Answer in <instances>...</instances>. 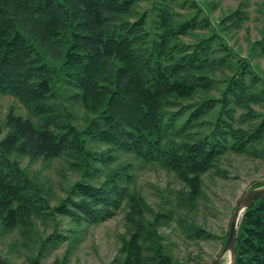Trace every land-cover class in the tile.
<instances>
[{"label": "trees", "instance_id": "1", "mask_svg": "<svg viewBox=\"0 0 264 264\" xmlns=\"http://www.w3.org/2000/svg\"><path fill=\"white\" fill-rule=\"evenodd\" d=\"M215 6L0 0V95L27 110L10 104L0 117V236L28 239L29 264H42L65 240L63 257L51 264L68 261L78 235L65 232L77 230H61L58 217L97 225L121 210L125 231L105 264H172L159 228L173 220V209L146 216L148 203L133 186L136 161L172 172L182 183L176 204L193 210L203 175H225L217 165L223 155L264 158V69L252 62L264 56V30L242 56L228 38L249 19L246 3L212 21ZM60 157L79 177L52 203L21 162ZM37 219L50 220L51 232H39ZM206 232L194 226L190 236ZM234 248L232 264H264V195L243 211Z\"/></svg>", "mask_w": 264, "mask_h": 264}, {"label": "rangeland", "instance_id": "2", "mask_svg": "<svg viewBox=\"0 0 264 264\" xmlns=\"http://www.w3.org/2000/svg\"><path fill=\"white\" fill-rule=\"evenodd\" d=\"M196 1L211 4V0ZM216 2L218 6L213 7L210 12L212 21L218 19L220 10L228 12L240 3H246L249 19L242 28L232 32L228 38V43L237 52L242 56L246 55L248 42L259 38L258 31L264 30V5L261 6L258 0H216ZM252 62L264 69V56L253 58ZM259 73L261 74V71ZM10 104L15 105L22 114L26 115L27 110L19 101L10 95H0L1 118ZM253 107L260 109L259 105ZM75 110L79 116H83V109L80 106H76ZM120 157L125 158L124 155ZM28 164L27 158L21 162L31 175L37 174L44 187L52 194V203H55L59 196H65L67 186L79 177L78 171L71 166L70 160L66 157L55 158L48 163L36 161ZM217 165L225 175L214 171L205 173L202 177L203 187L198 203L195 209L190 210L176 204L177 190L181 189L182 183L172 172L167 171L160 163L141 165L136 161L137 168L134 171L136 180L133 186L148 203L146 216L151 218L152 211L173 209V220L167 226L162 225L159 228V231L165 235V245L172 257V264H211L224 245V237L237 199L253 183L264 184L263 157L229 152L220 158ZM124 212L121 210L97 225L76 226L66 218L58 217L61 220L59 224L61 230L68 227L77 230L65 234L78 235V241L73 244L70 257L65 264H105L111 261L119 245L118 236L125 231ZM194 226L203 228L209 235L205 238L190 236ZM35 227L43 234L49 233L52 230V223L50 220L37 219ZM14 242H16L15 247ZM26 243L28 239L18 233L0 236V255L15 264H29L28 255L32 251ZM66 245L65 240L58 246L48 249L41 260L42 264H51L54 259L62 258ZM226 261L227 255L216 264H225Z\"/></svg>", "mask_w": 264, "mask_h": 264}, {"label": "water", "instance_id": "3", "mask_svg": "<svg viewBox=\"0 0 264 264\" xmlns=\"http://www.w3.org/2000/svg\"><path fill=\"white\" fill-rule=\"evenodd\" d=\"M264 195V184L249 188L242 192L237 199L229 221L226 239L221 251L214 258L211 264H216L220 259L227 255V261L225 264H232L235 257V239L238 228L239 219L243 211L256 199ZM0 264H8L2 257H0Z\"/></svg>", "mask_w": 264, "mask_h": 264}]
</instances>
